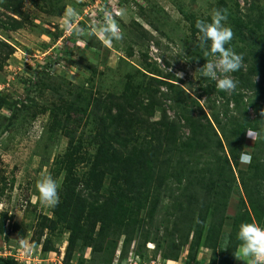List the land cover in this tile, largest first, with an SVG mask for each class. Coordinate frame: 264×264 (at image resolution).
<instances>
[{
	"label": "rangeland",
	"instance_id": "rangeland-1",
	"mask_svg": "<svg viewBox=\"0 0 264 264\" xmlns=\"http://www.w3.org/2000/svg\"><path fill=\"white\" fill-rule=\"evenodd\" d=\"M219 9L233 32L226 47L242 57L228 92L199 71L215 57H205L195 24ZM105 11L121 41L76 35L98 29ZM257 84L264 0H0V264H250L233 254L237 230L264 227V201L251 205L237 181L216 241L220 178L201 174L209 158L150 147L164 124L182 135L207 118L216 128L212 114L248 104ZM256 140L247 135L243 151ZM183 161L198 171L178 183L170 165ZM43 175L60 185L55 207L39 200ZM234 223L235 250L224 253Z\"/></svg>",
	"mask_w": 264,
	"mask_h": 264
},
{
	"label": "trees",
	"instance_id": "trees-1",
	"mask_svg": "<svg viewBox=\"0 0 264 264\" xmlns=\"http://www.w3.org/2000/svg\"><path fill=\"white\" fill-rule=\"evenodd\" d=\"M248 100V104L234 101L236 103L235 109H232L230 103L227 102L222 105V109L216 111V114H212V121H214L217 129L208 118V123L190 128L188 135H182V127L164 124L163 133L165 137L161 142L150 147L151 150L160 152L162 155L180 148L193 149V154L200 151L199 157H202L201 153H203L209 158L202 164L204 168L201 170V174L212 176L216 173L220 178V182H218L215 189L216 192L213 194V198L218 200V204L222 206L221 217L218 223L213 226L216 241L221 239L222 227L226 220V208L237 181L241 183L246 199L251 205L264 201V193L260 184L264 177V159L261 158L262 155L264 156V139L257 138L250 154L252 157L251 163L248 164L245 170L239 168L238 162L239 154L243 151L246 143V130H248L249 122L255 121L264 125V116L261 115L264 113V87L257 84L252 94L248 95ZM259 128L261 127L257 129ZM191 162L193 161L171 164L170 170L172 173L170 176L173 177V180L181 183L184 179L191 177L195 171H198V165L191 164ZM128 185L132 186L133 184L129 182ZM166 191L164 189L160 194L163 196ZM160 194L158 193L157 196H160ZM167 197L175 203H179L174 192H170ZM178 207L181 213V205L178 204ZM235 229L234 223L233 233L227 241L225 251L222 252H234L233 234ZM1 264L8 263L3 261Z\"/></svg>",
	"mask_w": 264,
	"mask_h": 264
},
{
	"label": "clouds",
	"instance_id": "clouds-1",
	"mask_svg": "<svg viewBox=\"0 0 264 264\" xmlns=\"http://www.w3.org/2000/svg\"><path fill=\"white\" fill-rule=\"evenodd\" d=\"M73 9H68L66 16L69 22L76 16ZM227 11L223 9L215 10L210 20L198 19L195 27L199 32V46L205 49V57L212 55L214 60H206V63L199 69L201 76L216 82V86L221 91H231L237 86V82L227 74L234 73L241 67L242 57L237 54L230 44L233 32L226 26ZM104 37V43L110 45L113 41H121L123 33L120 25L113 19L111 13L105 11L104 23L100 27L90 30H77L76 35L81 37H91L95 34ZM224 74L222 78H218ZM264 116V113L261 114ZM248 137L264 139V127L256 130H246ZM246 135V137H247ZM252 157L249 153L241 151L239 161L241 164H250ZM60 185L51 175H43L36 183V190L39 194L41 204L48 207H55L59 203ZM237 240L239 245L235 250L236 258L248 261L250 264H264V227L255 223L242 222L237 230Z\"/></svg>",
	"mask_w": 264,
	"mask_h": 264
},
{
	"label": "built area",
	"instance_id": "built-area-1",
	"mask_svg": "<svg viewBox=\"0 0 264 264\" xmlns=\"http://www.w3.org/2000/svg\"><path fill=\"white\" fill-rule=\"evenodd\" d=\"M116 14H118V12Z\"/></svg>",
	"mask_w": 264,
	"mask_h": 264
}]
</instances>
